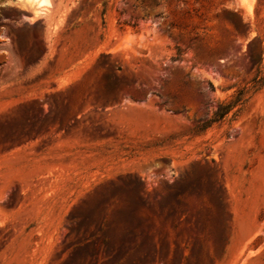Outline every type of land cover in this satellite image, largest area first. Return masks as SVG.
<instances>
[{
    "label": "rangeland",
    "instance_id": "rangeland-1",
    "mask_svg": "<svg viewBox=\"0 0 264 264\" xmlns=\"http://www.w3.org/2000/svg\"><path fill=\"white\" fill-rule=\"evenodd\" d=\"M0 264H264V0H0Z\"/></svg>",
    "mask_w": 264,
    "mask_h": 264
},
{
    "label": "trees",
    "instance_id": "trees-1",
    "mask_svg": "<svg viewBox=\"0 0 264 264\" xmlns=\"http://www.w3.org/2000/svg\"><path fill=\"white\" fill-rule=\"evenodd\" d=\"M230 110V109H229ZM229 110H227V108L225 110H222L221 112H217V117H220L222 115H224L225 113H227Z\"/></svg>",
    "mask_w": 264,
    "mask_h": 264
}]
</instances>
